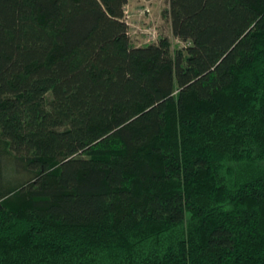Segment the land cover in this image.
<instances>
[{"label": "trees", "instance_id": "obj_1", "mask_svg": "<svg viewBox=\"0 0 264 264\" xmlns=\"http://www.w3.org/2000/svg\"><path fill=\"white\" fill-rule=\"evenodd\" d=\"M0 0V264H264V0Z\"/></svg>", "mask_w": 264, "mask_h": 264}, {"label": "rangeland", "instance_id": "obj_2", "mask_svg": "<svg viewBox=\"0 0 264 264\" xmlns=\"http://www.w3.org/2000/svg\"><path fill=\"white\" fill-rule=\"evenodd\" d=\"M169 10V0H129L125 20L135 47L156 44L161 38L170 40L174 52L186 47L173 35Z\"/></svg>", "mask_w": 264, "mask_h": 264}]
</instances>
